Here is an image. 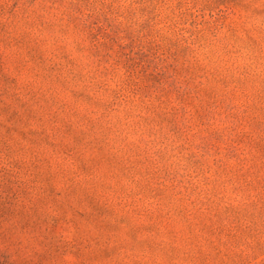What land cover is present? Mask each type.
<instances>
[{"label":"rangeland","instance_id":"374dc122","mask_svg":"<svg viewBox=\"0 0 264 264\" xmlns=\"http://www.w3.org/2000/svg\"><path fill=\"white\" fill-rule=\"evenodd\" d=\"M0 264H264V0H0Z\"/></svg>","mask_w":264,"mask_h":264}]
</instances>
